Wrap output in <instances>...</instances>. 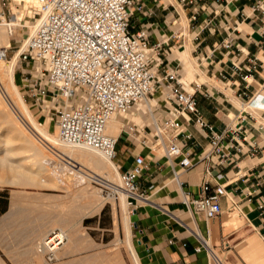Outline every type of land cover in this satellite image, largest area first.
<instances>
[{
    "label": "built area",
    "instance_id": "2783aa9c",
    "mask_svg": "<svg viewBox=\"0 0 264 264\" xmlns=\"http://www.w3.org/2000/svg\"><path fill=\"white\" fill-rule=\"evenodd\" d=\"M38 1L34 29L18 46L15 72L24 66L40 65L41 76L35 77L29 72L32 87L28 94H24V100L30 97L38 106H43L49 100L59 105L64 103L56 116L61 144L94 149L115 161L119 136L113 137L105 132L107 122L113 115L127 114L136 104L152 99L155 92H160L156 98L157 104L150 113L151 119L143 128L149 129L146 134L151 135L153 143L149 145L147 138H143L141 143L153 151L163 149L164 155L171 161L174 179L182 189L184 203L192 212L203 214L208 219L221 215V197L226 192V186L212 182L213 170L220 168L214 178L221 180L224 178L221 169L237 164L244 154L257 156L259 146L252 144L245 152L243 145L232 135L237 130L231 126L223 131L216 130L199 107V94L212 96L208 87L204 88V82H188L180 73L178 65L171 67L166 63V40L150 42L149 27H142L136 32L131 30V19L136 12L144 16L153 12L144 10L142 0ZM215 3L218 0L202 5V10L217 15ZM9 4L10 0H0V33L5 29L12 34L14 28ZM252 11L264 13V0H255ZM192 20H198L197 12L193 14ZM216 25L215 17H206L198 27L203 31ZM198 36L199 32L196 38ZM230 46V41L223 44L225 48ZM11 48L12 45L0 48V60L12 59L17 50L10 55ZM250 62L251 65L246 68L248 72L256 69L258 62L262 61L255 56ZM234 65L235 70H243V67ZM161 69L164 72L162 76ZM248 77L249 74H245L243 79L247 80ZM244 110L251 117L253 110L264 113V97L261 94L250 97L244 103ZM48 111L51 112V109ZM190 123L207 132L209 138L208 148L198 155L185 149V141L192 137L187 129ZM138 130L137 124L130 125L128 122L123 131L135 137ZM229 136L231 139L226 142ZM230 149H234V152L231 153ZM48 152L47 165L64 179L84 181L90 177L89 171L69 158L59 146L50 145ZM200 162H205L206 167L201 192L194 196L184 189L183 174ZM117 165L121 188L129 196L130 206L134 204L132 200H137L136 197H147V188H141L139 182L149 168L144 155L137 154L128 169H123L119 163ZM113 193L115 198H120L118 191L113 190ZM208 249L214 255V251ZM200 250L201 247H197V251ZM47 257L49 260L55 259L50 255ZM215 261L223 264L219 258H215Z\"/></svg>",
    "mask_w": 264,
    "mask_h": 264
},
{
    "label": "crops",
    "instance_id": "0c3cea01",
    "mask_svg": "<svg viewBox=\"0 0 264 264\" xmlns=\"http://www.w3.org/2000/svg\"><path fill=\"white\" fill-rule=\"evenodd\" d=\"M142 1L144 10L153 13L144 16L136 12L131 19V30L136 32L142 27H149L150 42L166 40L167 46L164 47L168 50L164 56L166 63L171 67L178 65L183 77L185 70L187 75L194 76V80L204 79L202 81L204 88L208 87L212 96L205 97L199 94V107L216 130L223 131L227 126L237 130L236 134L232 133V135L243 145L245 152L252 144L259 146L257 156L244 154L237 160V164L221 169L224 173V178L221 180L217 181L214 178L220 168L213 170L212 182L223 183L226 186V192L221 197L223 211L213 219L192 212L182 199L180 187L179 194L177 191L166 189V184L161 185L162 177L168 173H172L173 176L171 161L165 155L166 161L159 159L156 162L149 160L148 154L144 155L146 162L149 163L148 174L150 173L152 177L153 185L149 183L143 187L147 188V192H151L156 187L155 183H159L157 185L159 188L152 191V194L137 199L145 205L136 204L131 211L132 230L135 232L138 244L147 251L146 264H217L215 258L219 257L223 264H264V113L253 110L251 117L244 110V103L250 97L257 94L264 97V13L252 11L255 0L236 2L218 0V3H215L218 11L215 16L202 10V5H208L214 0ZM196 12L198 20L194 22L192 16ZM206 17H215L217 25L215 28L200 31L198 24ZM33 25L25 26L22 23L18 27ZM182 31L184 35L181 36ZM198 32L199 36L196 38ZM228 41L231 42V46L223 47ZM255 56L262 62H258V67L248 72L246 68L251 65L250 59ZM234 64L243 67V70H235ZM160 74L161 76L164 74L163 69L160 70ZM245 74H249L247 80L243 79ZM244 92L246 94H242ZM149 100L143 102L145 104L143 107L136 105L134 110L150 114L157 104V99ZM154 101H156L155 105ZM135 111L123 114L121 117L115 115L112 119L119 122V125H124L123 119L131 116ZM129 124L131 125V122ZM187 129L192 134V137L185 141V149L188 152L198 155L208 148L207 132L193 123L188 124ZM119 130L118 135L122 131V126H119ZM230 139V136L227 137L226 142ZM118 148L121 153H128V146L124 141L122 144L118 143ZM229 151L233 153L234 149ZM120 156L118 161L123 163L124 169L130 167L129 158L121 161ZM205 167L206 163L200 162L183 174L184 189L194 196H198L201 192ZM157 193H160L159 199L162 200V205L156 201ZM160 207H165L169 211ZM26 208L22 204L18 207L19 210ZM10 210L9 201L0 213V226L19 227L16 229L22 239L19 244H11L12 247L20 249L16 263L37 264L35 255L32 256V253H35L33 244L51 224L54 225V220L52 223L42 222L36 217L27 216L26 212H17L12 217H6ZM179 210H187L190 213V222L194 225L184 220L177 213ZM70 223H66L65 226ZM38 224L41 227L37 228ZM75 240L73 249L63 252V256L61 254L58 259L62 261L58 264L95 263L104 256L102 251H98L93 245L86 248L84 240L79 236L75 237ZM94 243L98 244L95 241ZM207 246L214 251V257ZM197 247H201V250L197 251ZM86 250L98 252L85 257ZM216 251L221 256L217 257ZM138 254L144 264L142 255L139 252ZM117 258L122 259L116 256L114 264Z\"/></svg>",
    "mask_w": 264,
    "mask_h": 264
},
{
    "label": "rangeland",
    "instance_id": "374dc122",
    "mask_svg": "<svg viewBox=\"0 0 264 264\" xmlns=\"http://www.w3.org/2000/svg\"><path fill=\"white\" fill-rule=\"evenodd\" d=\"M33 7H34L33 4L28 5L26 0H10V4H9L10 12L13 14L12 18L18 14L21 18L20 19L21 22L25 26L33 25L36 22L35 12L37 11V9ZM17 28H18V31L15 34V37L11 40L12 48L10 50V55H13L16 50L18 51V46L20 45L21 41L27 39V37L29 36L32 30V27H17ZM16 68H17V64H16ZM40 68H41L40 65H37L34 67L24 66V67H21V69H19L17 73L15 72L14 82L16 83L17 88L23 99H24V94H28L29 88L32 87L30 86L32 81L29 80L31 77V73L35 77L41 76ZM184 75H185L184 79L187 80L188 82L195 79L193 75H187L185 70H184ZM201 80L203 81L204 79L202 78ZM160 94H161L160 92L159 93L155 92V95L154 97H152V99L153 98L156 99L157 97L160 96ZM6 98L7 97L5 96H0V115H1L0 117V138L3 135H7V134L8 135L10 134L9 139H11V137L16 138L17 135L19 134L22 136V139L26 138L25 135L21 134L19 128L15 126V123H16V125H19L21 129L24 128L25 132L28 134L27 136L32 137V139H34L36 143L41 145V143H39L36 140V138L30 132H28V130L24 127L22 122L19 120V117L21 118V116L19 115L17 111H15V108L13 107V105ZM25 103L28 105L29 110L32 112L33 116L39 121L40 125L45 126L51 133H54V134L58 133V127L56 124V116H57V110L61 109V107L64 105L63 102H61L59 105L58 103H55V101L49 100L46 103H44L43 106H38L34 104V101L32 98L27 97V101H25ZM153 104L155 105L156 101H154ZM137 105L140 107L145 106L143 102H140ZM49 109H51V112L48 111ZM134 109L135 108H133L131 111H135ZM122 115L123 114H116V116H120V117ZM150 119H151V116L149 113H141V112L139 113L137 111H135V113L132 114L131 116H127L123 119L124 125H122V131L120 135H118L119 136L118 143L122 144V141H124L128 146L127 148L128 153H121L119 151L120 148H118V156L115 160L116 165L119 163L122 165L123 169L125 167L122 162L118 161L119 156L121 154L123 155L120 156V160L125 161V159L127 160V158H129V163L131 165L134 163V159L137 154H142V155L148 154V158L152 162H156L159 159H163L164 161H166V158L164 157V151L162 148H159L153 151L149 146H143V144L141 143V140L143 138L148 139L149 145L153 143L151 135L146 134V131H149V129H145V130L143 129L144 126L149 123ZM128 122L129 123L131 122V124H137V128L139 130H138V133L135 135V137H132L123 131ZM5 128L6 129L9 128L10 132L8 131V129L6 130ZM118 136H114V137H118ZM15 143L19 145L18 141ZM17 145L15 147L19 148V146ZM42 147H44V149L46 150V153H48L49 155V152H48L49 149H47L44 145H42ZM20 152L14 155V156H18V158H16L15 161L24 165L28 169V171H30L31 169L32 170L37 169L38 165H36V159L34 158L32 152H29V151L28 152L24 151L23 153H20ZM82 164L84 166L87 165V163H85L86 165L84 163ZM88 166H86V168L84 167V169L87 171H89V169L92 171L95 170L93 168L91 169V167H88ZM149 170L150 169L148 168L147 171L144 172V174L139 180L141 188L145 184L151 183L150 185H153V183L151 182L152 177L150 176V173L148 174ZM156 174L157 173H155V175ZM171 174L172 173H168L166 176L161 178L162 179L161 185L166 184V189L170 191H177L179 193L180 188L176 180H174V176H171ZM55 175L56 176L58 175L57 177L60 180L61 179L62 180L60 182H57L56 180L53 179L54 180V181L52 180L53 182L47 183L49 180L47 182H41L39 178L38 177L35 178V176H31V177L29 176L28 179H21V177L17 176L14 178V183L1 185L0 186V213L2 211V208L7 205V202L11 201L13 194L19 195L18 196L19 205L22 204V206L27 207L26 209L19 210L18 212H26L27 216L36 217L38 218L39 221H42V222L47 221L49 223H52L53 219L55 220L59 215H62L61 214L62 208L60 207L59 204L63 201L67 202V204L69 205L68 208L67 207L64 208L65 211L63 210L67 214H68V211L69 213L74 212V211L81 212V207H80L81 204L94 201L95 202L94 206L96 207L100 205V208L98 210H95L94 209L95 207L86 208V210H83L84 214L81 213L82 215H80L78 219L74 220L76 222H74L72 225H69L68 228L65 229V231L67 233H70V230L71 231L74 230L72 231V232H75L74 234L78 232V236L80 239L82 238L84 240L86 244V248L93 245V247L98 249V251H102V254H104V256L100 257L101 261L99 260L98 262L87 263V264H100V262H102L103 264H114V260L116 256H120L122 260L125 262V264H135L134 261L132 260L133 258L130 253L131 252L130 248H128L129 245L127 244L128 236H126L127 235L126 221H125L123 208L121 205V197L115 198L113 190L111 188L101 183L92 182L89 184L87 183L88 186L87 184L86 185L83 184L80 187V189L88 187L87 189H89L90 194H84V195L79 196L77 199H73L72 194L75 193L74 192L75 188L73 187V184H75L74 186H77L78 184H80V182L77 181L76 179H71V178H68V179L65 178L67 180V181L65 180L66 181L65 182L64 179L61 176H59V174L56 173ZM118 180H119V176L116 182H114L116 183V185L119 184ZM168 182L170 183L167 184ZM155 184H156V187L152 191H155L156 188H159L157 187L159 183L157 182ZM152 191L146 192V195L152 194ZM157 194H158V199L156 201L157 203L161 204L162 200L159 199L160 193H157ZM127 200L128 202H130L129 199ZM132 201L134 203L132 206L129 207V204H128V214H129V219L131 222L130 225H131V231H132L131 233H133L130 238L132 242L134 241L133 242L134 249H136V251H138L142 255L144 259V264H146L147 251L144 249V247L138 244L136 240L135 232L134 230H132V221H131L132 208L136 204L145 205V203H142L138 200H132ZM76 205L78 207H76ZM160 208L166 211H169L165 207H160ZM177 213L182 218H184V220H186L187 222L191 221L190 213L187 210H184V211L179 210L177 211ZM190 225H194V224L190 222ZM14 227L15 226H12L10 228L6 226H0V257L6 260V263L8 264H17L16 261L18 260L19 254H20V249L17 247L16 248L12 247L8 251L4 247L7 244L13 245L14 243L15 244L20 243V239H22V237L20 236L19 231L16 229V227L17 228L19 227L18 226H16L15 228ZM36 227L39 228L41 226L38 224L36 225ZM52 228L58 229L60 227L52 225L45 232L48 233L49 230H51ZM15 230L17 231L15 232ZM94 241L97 242L98 244L94 243ZM67 245L64 246V243H63L60 247H63V250H64L67 247ZM98 251L97 250H91V251L86 250L85 257L90 256L93 253H96ZM216 253L218 252L216 251ZM44 258L48 262V264H58L60 261H62L58 259L49 260L48 257L46 256H44Z\"/></svg>",
    "mask_w": 264,
    "mask_h": 264
},
{
    "label": "bare ground",
    "instance_id": "6f19581e",
    "mask_svg": "<svg viewBox=\"0 0 264 264\" xmlns=\"http://www.w3.org/2000/svg\"><path fill=\"white\" fill-rule=\"evenodd\" d=\"M26 1H27L28 5L33 4V6H34L33 8H36L38 10V8H39V1L38 0H26ZM31 16H32V14H31ZM20 19L21 18L18 14L12 18V21L14 23V28H13L12 34H9L8 32H6L5 29H3L1 31V33H0V48L1 47H7L11 44V37H13L17 33V31H18L17 27L22 25ZM35 23H34V25H35ZM34 25L32 26V30L34 29ZM32 30H31V32H32ZM16 64L18 66V51L10 61L0 60V96L7 97L6 99H8V101L15 108V111H17L19 113V115L21 116V118L19 117V120L22 122V124L28 130V132H30L36 138V140L39 143H41V145L36 143V141L34 139H32V137L27 136L28 134L25 132L24 128L21 129L19 127V125H16V123H15V126L17 128H19L21 134L25 135L26 138L22 139V136L20 134L17 135L16 138L11 137V139H9L10 134L9 135L8 134L3 135L0 138V186L10 184V183H14V178L17 176L21 177V179H28L29 176L30 177L35 176V178L38 177L41 182H47L49 180L47 183L53 182L54 180H56L57 182H60L62 179L60 180L57 177L58 175L57 176L55 175L56 173L57 174H59V173L57 171H55L54 169H51L47 165L46 160L48 159L49 156H48V153H46V150L44 149V147H42V145H44L47 149H49L50 145L59 146L61 149H63L67 153L69 158H71L72 160L77 162V164L80 165L81 167L86 168V166L89 165L88 167H91V169L92 168L95 169L94 171L89 169L90 175L89 174L88 175L90 177L88 176L89 178H87L86 180L83 181V180H77L76 179L77 181L80 182V184H78L77 186H74L75 184H73L74 183V181H73L72 184H73V187L75 188V190H74L75 193L72 194L73 199H77L79 196L84 195V194H90L89 189H87L88 188L87 186L89 183H92V182L101 183V184L111 188L112 190L118 191L120 193L121 205L123 208L125 221H126V232H127L126 236H128L127 244L129 245L128 248H130V251H131V252L130 251L129 252L131 253L132 258H133L132 260L134 261L135 264H142L140 257H139V254L136 251V249H134L133 242L130 238L132 236L131 225H130L131 222H130L129 214H128V204L130 207V202H128V200H127V199H129V196L121 188V176H120V171L118 169V165H116L114 160L107 158L104 154H102L101 152H99L97 150L90 149V148H84V147H77V146H63L59 140V133H57V134L51 133L45 126L40 125L39 121L33 116L32 112L29 110L28 105L25 103L24 99L22 98V96H21V94L17 88L16 83L14 82ZM145 101H149V99L143 100L141 102H145ZM11 108H12V106H11ZM113 116H115V115H113ZM0 117H1V115H0ZM112 117L109 119V121L106 124L105 132L108 135L114 137V136H117L119 134L118 133V131H120L119 126L121 127L122 124L120 123L121 125H119V122H116L115 120H113ZM11 119H12V117H11ZM7 129L10 132L9 128H7ZM15 135H14V137H15ZM17 141L19 142L18 143L19 145H17V143H15ZM16 145L19 146V148L15 147ZM20 151H22V152H20ZM24 151L32 152L34 158L36 159V165H38L37 169H35V170L29 169L30 171H28V169L24 165L15 161V159L18 158V156H14V155H16L18 152L23 153ZM82 163H84V164L87 163V165L85 164L86 166H84ZM59 176H61V175L59 174ZM118 176H119V180H118L119 184L116 185V183H114V182H116V180L118 179ZM71 179H73V178H71ZM65 180L66 179H64V181ZM118 181H117V183H118ZM83 184H85V185L87 184V186H85L87 188H81L80 189L81 185H83ZM18 196H19L18 194L12 195V198L10 201L11 202V210L6 215V217H12V216L16 215L17 212L19 211V209H18V207H19ZM136 198L137 199H143L140 197H136ZM98 200H99V198H98ZM94 204H95L94 201L93 202L90 201L88 203L81 204V205L79 204L81 207V212H78V211L75 212L74 211V212L69 213V211H68V214L66 212H64L65 211L64 208L69 207L67 202L63 201L59 204L60 207L62 208L61 209L62 215H59L55 220L53 219L54 220L53 226H59L60 228H58V229L52 228L51 230H49L48 233L47 232L42 233L37 240L35 239L36 241L33 244L36 254L32 253V256H33V254L36 256V257L34 256V258H35V260H37V264H46L47 261L45 260L44 256L47 257V255H50V257L53 256L55 259H60L59 258L60 255L62 254L61 256H63V254H64L63 252H65V251L67 252V250L73 249V247L75 245V241H76L75 237L78 238V236H76L77 233L74 234L75 232L73 233L72 231H70V233H67L65 231V229L68 228L67 226H69V224L67 226H65V224L68 222H71V223L76 222L74 220L78 219L79 216L82 215L81 213L84 212L83 210H86V208H88V207H95ZM76 207H78V206L76 205ZM99 208H100V205L96 206L94 209L98 210ZM66 210H68V209H66ZM71 223H70V225H71ZM42 231H45V230H42ZM51 235H54V236H51ZM58 239H59V242H57ZM63 243H64V246L68 244L64 250H63V247H60L61 244H63ZM4 247L8 251L9 249L12 248V245L7 244ZM215 254L217 255V257H219L218 253H215ZM115 262H116V264H124V262L120 258H117ZM0 264H6L4 259H2L1 257H0Z\"/></svg>",
    "mask_w": 264,
    "mask_h": 264
}]
</instances>
